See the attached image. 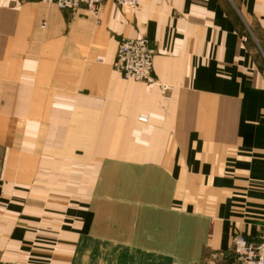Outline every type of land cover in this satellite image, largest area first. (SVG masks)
Returning <instances> with one entry per match:
<instances>
[{"label":"crops","instance_id":"crops-1","mask_svg":"<svg viewBox=\"0 0 264 264\" xmlns=\"http://www.w3.org/2000/svg\"><path fill=\"white\" fill-rule=\"evenodd\" d=\"M140 36L149 83L114 69ZM262 226L264 0H0V264H216Z\"/></svg>","mask_w":264,"mask_h":264},{"label":"built area","instance_id":"built-area-1","mask_svg":"<svg viewBox=\"0 0 264 264\" xmlns=\"http://www.w3.org/2000/svg\"><path fill=\"white\" fill-rule=\"evenodd\" d=\"M48 4H56L60 10L77 12L84 7L92 13H97L105 0H42ZM120 6L138 5L140 0H114ZM116 69L127 80L146 81L152 79V68L155 48L149 39L135 38L123 41L119 45ZM141 120L146 121L147 117ZM232 255L234 261L225 260L221 264H264V226L254 239L247 238L242 233L234 234L232 238Z\"/></svg>","mask_w":264,"mask_h":264},{"label":"rangeland","instance_id":"rangeland-1","mask_svg":"<svg viewBox=\"0 0 264 264\" xmlns=\"http://www.w3.org/2000/svg\"><path fill=\"white\" fill-rule=\"evenodd\" d=\"M42 1V0H41ZM106 1V0H105ZM104 1V2H105ZM114 1V0H113ZM44 2V1H43ZM115 2V1H114ZM44 3H46V2H44ZM116 3V2H115ZM48 4V3H47ZM117 4V3H116ZM50 5H52V4H50ZM53 5H55L56 7H57V5L56 4H53ZM138 5H139V3H138ZM138 5H136L135 7H137ZM120 6V5H119ZM58 8V7H57ZM59 9V8H58ZM62 11H65V12H69L68 10H62ZM70 13H73V12H70ZM146 38V39H149L148 37H146V36H140V37H136V38ZM128 39H135V38H127V39H124V40H122L120 43H119V45L123 42V41H125V40H128ZM149 42H151L150 41V39H149ZM151 44H152V42H151ZM118 50H119V46H118V49H117V52H118ZM117 55H118V53H116V57H115V61H114V69L116 70V71H118L117 69H116V67H115V63H116V60H117ZM155 56H156V49H155ZM154 59H155V57H154ZM119 72V71H118ZM120 73V72H119ZM153 73H154V61H153V68H152V79H151V81H149V82H152L153 81ZM123 77H124V75L122 74V73H120ZM124 79H125V77H124ZM127 80V79H126ZM129 81H134V80H129ZM136 82H142V83H149V82H146V81H136ZM71 109H79V104H78V101L77 100H75V99H73L72 98V101H71ZM87 109H91V108H89V106L87 107ZM228 258H229V261H231V262H233L234 261V258H233V255H232V249H231V251L229 252V256H228ZM222 262H224L222 259H219V260H216V264H221Z\"/></svg>","mask_w":264,"mask_h":264}]
</instances>
